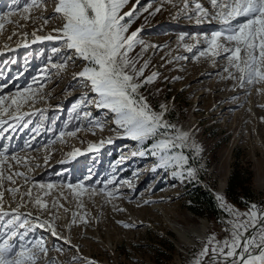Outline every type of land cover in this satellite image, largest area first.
Here are the masks:
<instances>
[{
  "label": "rangeland",
  "instance_id": "1",
  "mask_svg": "<svg viewBox=\"0 0 264 264\" xmlns=\"http://www.w3.org/2000/svg\"><path fill=\"white\" fill-rule=\"evenodd\" d=\"M57 2L43 0L40 7L24 13L31 0H0V16L14 12L0 21L4 23L0 95L15 96L29 85L37 89L35 102L22 103L19 112L13 107L3 116L10 127L0 145L10 146L7 161L12 167L0 165V203L6 211L18 207L35 226L25 243L44 240L48 251L41 253L37 264H196L198 258L201 264H226L211 251L203 258L200 253L206 244L213 247L231 241L234 223L247 220L246 214L256 211L258 217L264 216V83L240 87L239 80L228 78L225 71L226 54H211L207 40L225 27L213 18L211 0H187V8L185 0H129L120 13L135 9L124 22L130 21L126 35L140 30L137 40L143 43L129 53L138 68L148 64L140 81L157 73L138 95L153 111H164V122L174 126L170 135L188 134L183 148L174 149L188 157L183 168L160 167L159 156L150 153L134 155L166 137L157 134L139 142L127 136L114 123V114L95 106L96 94L84 79L74 78L86 62L76 59L63 69L54 66L73 55L62 41L30 44L35 36L57 35L53 29L62 24L54 13ZM196 4L208 15L197 13ZM202 51L208 54L200 56ZM42 76L47 79L40 80ZM11 115L22 118L9 119ZM89 145L98 147L89 150ZM74 149L80 154L72 159L68 154ZM12 155L20 162L12 160ZM234 164L242 177L249 172L248 186L259 207L234 204L226 197L227 177ZM188 168L194 169L191 178ZM174 171L183 172L184 178L174 177ZM16 172L24 173L27 181ZM8 175H13L15 183L7 180ZM48 184L53 187L48 189ZM69 184L83 185L85 191L77 195L79 189H69ZM195 184L213 197L219 210L216 217L194 215L187 209L186 191ZM10 188L19 191L12 193ZM36 199L46 207L37 205ZM36 217L53 224L57 235L51 234L48 225L37 226ZM260 224L258 219L257 228L249 229L257 242Z\"/></svg>",
  "mask_w": 264,
  "mask_h": 264
},
{
  "label": "snow or ice",
  "instance_id": "2",
  "mask_svg": "<svg viewBox=\"0 0 264 264\" xmlns=\"http://www.w3.org/2000/svg\"><path fill=\"white\" fill-rule=\"evenodd\" d=\"M128 2L129 0H58L54 13L60 16L62 24L59 28L53 29L57 35L35 36L33 33V36H35V41H62L66 50L72 51L73 55L69 56L67 60L59 65H54L59 69L65 68L69 61L76 59L86 62L87 66L76 73L74 78L84 79L91 92L96 94L92 101L95 106L107 109L114 114V123L122 128L132 140L143 142L157 134L166 137L151 144L146 151H140L134 155L144 156L150 153L152 156H159L160 167L167 168L169 165H173L183 168L187 164L188 157L174 152V149L183 148L188 134L170 135L174 126L164 122V111H153L145 98L138 95V90L144 84L152 83L157 73H152L141 82L139 78L144 75L148 64L144 62L138 68V61L129 56L135 45L143 42L137 40L140 30L126 35L130 21L124 22L125 18L132 17L135 11L133 9L124 12L123 15L120 14L121 9ZM42 3L43 0H31V3L24 7L23 12L29 13L31 8L40 7ZM211 4L214 9L213 18L219 19L225 26L223 30L213 32L211 38L207 40L211 54L214 56H220L221 53L226 54L228 67L225 71L228 72V78L239 80L240 87H243L245 83L249 85L264 83V0H211ZM184 7H188L187 0H185ZM159 10L156 9L157 12ZM196 11L202 16L208 15V12L200 4H196ZM13 14L14 12L10 11L0 16V21H4ZM23 18L30 17L24 16ZM44 22L46 24L48 19L45 18ZM3 28L4 23L0 22V29ZM24 35L27 36V33ZM24 46L26 47L27 44ZM207 54L202 51L200 56ZM46 79V76L40 78V80ZM36 83L38 89L43 88L42 83L38 81ZM36 98L37 89H33L32 85L23 91H18L12 97L0 95V126H3L0 127V139L6 138L3 133L7 127H10L8 120L3 119L9 109L14 107L15 111L19 112L22 103L35 102ZM85 115L89 114L85 113ZM21 118L22 116L16 115L9 117L13 120ZM97 126L101 129L103 127L98 123ZM67 134L75 135V132ZM60 135L63 136L64 133L62 132ZM107 142L111 143L112 141L108 140ZM103 143L104 141H101V145ZM27 147L30 149L32 146L28 144ZM97 147V145H89V150ZM9 151L8 144L0 145V165L7 163L11 168V163L7 161ZM78 154H80V150L74 149L68 155L74 159ZM11 159L17 163L20 162L15 155H12ZM25 163H27V159H25ZM153 170L155 171V169ZM14 175L24 176L26 181L28 179L22 172H16ZM193 175L194 169L188 168L187 176L191 178ZM173 176L183 179L184 173L174 171ZM2 178V173H0V179ZM6 178L15 183L13 175H8ZM109 183L114 182L109 181ZM40 187L45 186L41 185ZM46 187L51 189L53 185L48 184ZM68 188L74 191L79 189L76 191L77 195H82L85 191L83 185L69 184ZM8 191L16 193L19 189L10 188ZM104 191L105 189L102 188L101 192ZM2 195L0 193V198ZM27 195L31 197L30 190ZM108 195L112 196L114 193L108 192ZM35 203L42 208L46 207V204L40 199H36ZM255 207L252 205L253 209ZM117 210L123 211V209ZM72 215L73 223H75L77 214L73 212ZM246 215H249L247 220L242 223L239 221L234 223L231 241L226 240L223 245L217 242L213 247L206 244L200 257H207L211 251L214 258L222 256L226 264H264V216L258 217L256 211ZM35 219L39 222L37 226L48 225L51 234L57 235L53 224H49L48 221L41 222L39 217ZM258 219L261 221L259 242H257V237L251 236L249 232V229L257 228ZM0 221H3L0 224V264H37L41 253L47 254L48 249L42 238L25 243L29 232L34 231L35 226L29 223L27 216L19 212L18 207L6 211L3 204L0 203ZM83 222L87 223L86 219ZM242 234H247V238L242 240ZM89 264H94V262L90 261ZM196 264H201L199 258L196 260Z\"/></svg>",
  "mask_w": 264,
  "mask_h": 264
},
{
  "label": "trees",
  "instance_id": "3",
  "mask_svg": "<svg viewBox=\"0 0 264 264\" xmlns=\"http://www.w3.org/2000/svg\"><path fill=\"white\" fill-rule=\"evenodd\" d=\"M249 172L245 171L244 177L237 165L234 164L228 174L225 186V195L230 202L234 204H255L259 207L258 199L255 198L248 186ZM188 204L187 209L198 216L216 217L219 210L215 207L207 190L202 189L198 184H195L186 191Z\"/></svg>",
  "mask_w": 264,
  "mask_h": 264
},
{
  "label": "bare ground",
  "instance_id": "4",
  "mask_svg": "<svg viewBox=\"0 0 264 264\" xmlns=\"http://www.w3.org/2000/svg\"><path fill=\"white\" fill-rule=\"evenodd\" d=\"M35 42H36V41H35ZM33 43H34L33 41L30 42V44H33ZM244 236H245L244 234L241 235V239H242V240L244 239Z\"/></svg>",
  "mask_w": 264,
  "mask_h": 264
},
{
  "label": "water",
  "instance_id": "5",
  "mask_svg": "<svg viewBox=\"0 0 264 264\" xmlns=\"http://www.w3.org/2000/svg\"><path fill=\"white\" fill-rule=\"evenodd\" d=\"M211 199L213 200V197L210 195Z\"/></svg>",
  "mask_w": 264,
  "mask_h": 264
}]
</instances>
